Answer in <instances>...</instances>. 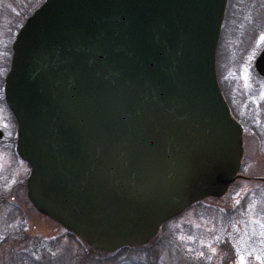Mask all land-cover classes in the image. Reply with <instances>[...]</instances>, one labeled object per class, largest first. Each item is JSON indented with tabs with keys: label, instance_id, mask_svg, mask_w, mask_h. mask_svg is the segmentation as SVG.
Instances as JSON below:
<instances>
[{
	"label": "water",
	"instance_id": "95a60500",
	"mask_svg": "<svg viewBox=\"0 0 264 264\" xmlns=\"http://www.w3.org/2000/svg\"><path fill=\"white\" fill-rule=\"evenodd\" d=\"M226 4L45 0L26 18L3 95L38 213L114 253L240 179L242 128L216 73Z\"/></svg>",
	"mask_w": 264,
	"mask_h": 264
},
{
	"label": "rangeland",
	"instance_id": "374dc122",
	"mask_svg": "<svg viewBox=\"0 0 264 264\" xmlns=\"http://www.w3.org/2000/svg\"><path fill=\"white\" fill-rule=\"evenodd\" d=\"M228 9L217 45L216 71L221 91L239 104L237 113L248 123L241 177L223 197L206 199L161 228L155 264H264V183L250 180L264 177V145L252 130L264 102V78L254 71V60L264 48V0H229ZM0 130L4 133L0 141V197H4L0 243L26 236L34 243L25 249L24 244L15 245L11 256L30 253L37 261L46 255L63 264H110L109 257L99 251L92 249L90 255V247L36 212L28 200L24 183L29 166L14 151L16 123L5 105L3 88ZM130 257L123 253L119 259Z\"/></svg>",
	"mask_w": 264,
	"mask_h": 264
},
{
	"label": "trees",
	"instance_id": "16d2710c",
	"mask_svg": "<svg viewBox=\"0 0 264 264\" xmlns=\"http://www.w3.org/2000/svg\"><path fill=\"white\" fill-rule=\"evenodd\" d=\"M44 0H0V90H2L4 85V78L10 67L11 55H12V42L20 29V27L25 22L26 18L36 9ZM229 0L227 3L226 14H228ZM225 14V20H227ZM224 20V22H225ZM3 58V61L1 60ZM201 203V202H200ZM197 203L195 205H198ZM225 213L229 215V210H225ZM169 222V221H168ZM163 224L162 228L168 223ZM165 228V227H164ZM163 228V229H164ZM162 230V229H161ZM163 230L160 235L157 236L152 242L146 246L141 247H126L118 250L114 253H101L109 257L110 264H155L158 261V256L155 251L156 242L162 235ZM70 235V234H69ZM75 237V236H74ZM76 239H78L76 237ZM79 240V239H78ZM51 241V240H48ZM34 243L33 240L26 236H21L19 240H12V238L5 239L0 243V264H63L59 260L55 261L49 259L48 256L43 255L42 259L38 261L35 260L32 254H25L23 256L14 257L12 247L15 245H23L25 249L30 243ZM83 243V242H82ZM40 244V243H39ZM37 244V245H39ZM53 247V244L50 243ZM16 248V247H15ZM89 249V248H87ZM35 250L34 252H36ZM92 249H89L91 255ZM155 252V253H154ZM130 254L129 260L125 258L119 259L121 254ZM135 258H140L139 260H134ZM118 259V260H117ZM142 259V260H141ZM153 260V262H151ZM90 262H88L89 264ZM67 264V263H66ZM70 264V261H69ZM217 264H220L219 262ZM225 264V263H222Z\"/></svg>",
	"mask_w": 264,
	"mask_h": 264
},
{
	"label": "flooded vegetation",
	"instance_id": "af4514ba",
	"mask_svg": "<svg viewBox=\"0 0 264 264\" xmlns=\"http://www.w3.org/2000/svg\"><path fill=\"white\" fill-rule=\"evenodd\" d=\"M264 49V48H263ZM262 49V50H263ZM261 50V51H262ZM261 51L259 52V54L261 53ZM259 54L257 55V57L259 56ZM257 57L255 58L254 60V71L255 73L260 77V78H264V76L260 75L256 70H255V61L257 59ZM223 96L227 102V105L229 107V111L232 115V117L239 123V125L241 126L242 128V147H243V156H242V159H241V165H242V161H243V158H244V155H245V151L246 149L244 148L246 143H248V139H247V133L249 131L248 129V123L247 121L245 120V118H242V116H240L238 113H237V109L239 108L237 105H239L238 103L237 104H234L232 103L229 98H228V95L223 91ZM261 109V113H260V121L258 120L255 125L252 126V130L254 129V133L256 135H258L260 138H261V143H263L264 145V128L262 127V124H264V102H263V107H260ZM262 122V123H261ZM264 147V146H263ZM14 151L16 153V139H15V143H14ZM18 157V155H17ZM19 158V157H18ZM20 159V158H19ZM21 162H23L21 160ZM24 164H26L28 166L27 163L23 162ZM29 171H30V168H29ZM29 175V174H28ZM28 177V176H27ZM254 178H258V177H254ZM27 180V178H26ZM263 183V182H262ZM24 187H25V191H26V196H27V186H26V181L24 183ZM4 200V197L1 196L0 197V202Z\"/></svg>",
	"mask_w": 264,
	"mask_h": 264
},
{
	"label": "snow or ice",
	"instance_id": "6c2138e0",
	"mask_svg": "<svg viewBox=\"0 0 264 264\" xmlns=\"http://www.w3.org/2000/svg\"><path fill=\"white\" fill-rule=\"evenodd\" d=\"M261 40H264V36L261 37Z\"/></svg>",
	"mask_w": 264,
	"mask_h": 264
}]
</instances>
